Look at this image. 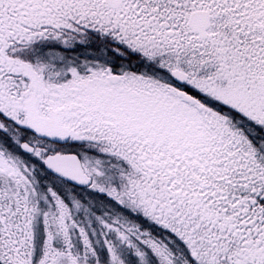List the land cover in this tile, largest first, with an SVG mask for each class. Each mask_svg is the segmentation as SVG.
Returning <instances> with one entry per match:
<instances>
[{
	"label": "snow or ice",
	"instance_id": "1",
	"mask_svg": "<svg viewBox=\"0 0 264 264\" xmlns=\"http://www.w3.org/2000/svg\"><path fill=\"white\" fill-rule=\"evenodd\" d=\"M0 264H264V0H0Z\"/></svg>",
	"mask_w": 264,
	"mask_h": 264
}]
</instances>
